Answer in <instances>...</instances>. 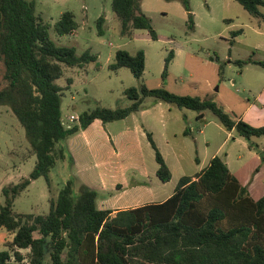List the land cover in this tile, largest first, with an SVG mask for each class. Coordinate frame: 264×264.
Returning a JSON list of instances; mask_svg holds the SVG:
<instances>
[{
  "label": "trees",
  "instance_id": "1",
  "mask_svg": "<svg viewBox=\"0 0 264 264\" xmlns=\"http://www.w3.org/2000/svg\"><path fill=\"white\" fill-rule=\"evenodd\" d=\"M140 0H110L121 31L129 26L147 29L156 37ZM189 9L188 0H179ZM250 15L264 22L258 9L264 0H236ZM35 0H0V61L5 84L0 88V104H7L24 129L35 154L26 176L1 187L0 227L12 232L0 249V264H264V192L253 198L246 186L229 171L217 154L192 176L178 177L172 193L159 202L118 209L95 204L96 191L72 171V156L66 139L93 118L102 122L121 118L140 108L145 96L195 110L200 118L209 109L224 128H233L245 138L264 135V124L252 125L231 116L208 97L175 93L162 86H127L123 92L130 99L124 105L99 104L78 112L76 122L64 124L59 108L60 86L54 79L62 73L61 64L81 65L94 59L88 50L76 54L72 45L56 44L48 35V23L34 13ZM188 26H193L188 13ZM103 16L97 17L101 32ZM57 33H67L77 25L73 12L60 11L55 20ZM163 59L161 76L172 56ZM264 61L236 59L242 63ZM144 65L141 49L128 52L115 49L109 69L127 66L139 78ZM185 126L183 132L186 133ZM146 137L153 149L155 174L165 181L170 170L150 133ZM250 146L251 143L248 142ZM67 163V172L50 196L43 213L15 212L13 198L29 181L44 176L57 161ZM33 231L38 234L33 235ZM21 248H27L24 253Z\"/></svg>",
  "mask_w": 264,
  "mask_h": 264
},
{
  "label": "rangeland",
  "instance_id": "2",
  "mask_svg": "<svg viewBox=\"0 0 264 264\" xmlns=\"http://www.w3.org/2000/svg\"><path fill=\"white\" fill-rule=\"evenodd\" d=\"M188 7V10L185 9L179 0H140V8L148 16L156 33V37L151 38L145 28L129 26L121 31L120 20L111 10L110 0H35L34 13L48 23V35L54 43L72 45L76 54L88 50L95 55L94 59L81 66L61 64L62 73L54 79L60 86L61 117L73 115L75 111L95 104L107 107L124 105L130 99L123 89L140 83L147 87L162 86L175 93L208 97L231 116L238 115L237 112L247 102L257 101L259 90L264 85V66L250 61L236 62V59L247 57L264 60V35L255 34L245 25V22L255 23V19L236 0H188ZM259 8L263 9V6ZM64 9L73 12L77 25L71 32L57 33L54 23ZM189 12L192 27L188 26ZM99 15L103 16L101 32L97 31L96 24ZM261 27L264 29V24ZM255 42L257 45L253 47ZM117 48L128 52L142 50L144 65L139 78L127 66L108 68ZM169 50L173 54L167 62L164 76H161L163 59ZM2 73L3 64L0 61V88L5 84ZM171 105L175 111L182 109ZM183 109L187 113H196L190 108ZM68 112L70 114H66ZM202 112L200 118H185L178 112L180 118L177 122L179 128L182 124V129L171 137L170 144L182 155L179 172L193 173L204 164L209 154L216 152L214 154L222 158L226 153L229 168L237 178L244 180L248 192L254 197L262 194L264 135L245 138L234 129L226 133L218 130L217 119L209 109ZM185 126L188 131L183 133ZM203 128L204 134L200 131ZM154 142L157 148L159 145L163 152L168 151V156L171 155L157 135ZM248 142L252 145L254 156L247 152ZM197 158L201 163L197 164ZM34 161L35 154L22 125L10 107L1 103L0 189L26 176ZM67 169L65 160L57 161L48 171V178L51 179L49 185L42 175L31 179L13 198L12 210L46 212L49 197H55ZM172 171L173 176L165 185H175L177 171L174 168ZM251 176L252 180L247 181ZM2 232L0 249L5 247L1 240L7 236L4 229ZM32 233L37 234L36 231ZM26 251L27 248H21L24 255ZM23 264H28L26 258ZM44 264H47V259Z\"/></svg>",
  "mask_w": 264,
  "mask_h": 264
},
{
  "label": "crops",
  "instance_id": "3",
  "mask_svg": "<svg viewBox=\"0 0 264 264\" xmlns=\"http://www.w3.org/2000/svg\"><path fill=\"white\" fill-rule=\"evenodd\" d=\"M260 6H263V9L259 8ZM259 7V11L264 14V4L259 5ZM249 16L255 19V23L252 21L250 23L245 22V25L255 34L264 35V29L261 27L264 22L255 16L250 14ZM253 45V47H256L257 43L255 42ZM67 80L71 81L69 77H67ZM257 98V101L247 102L237 112L239 114L234 116L240 117L252 125L264 124V85L259 90ZM171 104L154 97L145 96L141 101L140 108L129 112L125 116L105 122H102L99 118H93L85 126L67 137L66 144L73 160L72 171L82 182L95 189V204L98 208H108L110 214H113L118 209L162 201L172 193L174 185H165V182H169L173 176L172 169H176L177 178L182 175L179 172L182 155L170 144L171 137H175L178 131L182 129V124L179 128V122H177L180 118L178 112L185 118L187 116L195 117V113L194 111L187 113L188 111L183 109L185 107L177 109L181 111H175L176 109L171 108ZM79 111L81 110L75 111L72 116H77ZM73 122H76V120ZM218 124L216 125L218 130L226 133L233 129H226L220 123ZM146 131L150 133L153 141H155L157 135L171 153L168 156V151L163 152L157 144L158 150H160L159 152H161L170 170V177L165 181H161L155 174L156 162L153 149L146 137ZM200 131L204 134V128ZM247 147H249L247 152L254 156L251 150L252 145L249 146L247 143ZM214 153L216 152L205 158L201 167L207 163L209 157ZM226 155L225 153L222 159L229 171L235 176L234 171L228 166ZM262 159L264 161L263 157ZM196 161L197 164L201 163L199 158ZM195 172L187 175L192 176ZM237 179L241 184H244V180ZM250 179L252 180V176L247 181H250ZM252 197L257 198L258 196ZM2 229L4 228L0 227V238L3 237ZM4 230L7 232V236L1 240L2 243L10 239L12 235V232Z\"/></svg>",
  "mask_w": 264,
  "mask_h": 264
},
{
  "label": "built area",
  "instance_id": "4",
  "mask_svg": "<svg viewBox=\"0 0 264 264\" xmlns=\"http://www.w3.org/2000/svg\"><path fill=\"white\" fill-rule=\"evenodd\" d=\"M74 120H76V116L66 115V116L62 117V121L66 125L73 122Z\"/></svg>",
  "mask_w": 264,
  "mask_h": 264
}]
</instances>
